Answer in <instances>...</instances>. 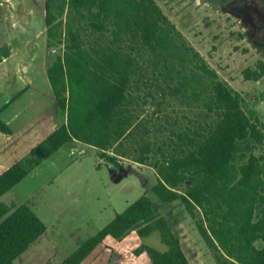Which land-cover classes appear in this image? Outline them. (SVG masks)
I'll use <instances>...</instances> for the list:
<instances>
[{"label":"trees","instance_id":"trees-1","mask_svg":"<svg viewBox=\"0 0 264 264\" xmlns=\"http://www.w3.org/2000/svg\"><path fill=\"white\" fill-rule=\"evenodd\" d=\"M46 16L49 48L62 47L46 73L66 122L0 175V264H17L48 229L28 204L1 198L70 142L93 146L117 169L122 160L152 167L153 193L182 203L216 264H264V123L256 111L155 0H47ZM244 77L261 80L264 63ZM0 132L11 133L1 119ZM131 231L159 232L168 246L135 251L152 264H189L148 196L59 264H82L107 237Z\"/></svg>","mask_w":264,"mask_h":264},{"label":"rangeland","instance_id":"rangeland-1","mask_svg":"<svg viewBox=\"0 0 264 264\" xmlns=\"http://www.w3.org/2000/svg\"><path fill=\"white\" fill-rule=\"evenodd\" d=\"M155 1L220 78L240 93L244 108L255 110L264 123V77H244L246 69L264 63V0ZM46 10L47 0H0V109L12 102L0 119L6 122L7 115L17 112L19 119L10 124L13 131L33 128L43 117L51 123L28 137L19 132L13 140L0 132V175L66 122L46 73L62 53V47L48 46ZM258 154L264 155V146ZM122 163L117 169L93 146L68 143L4 195L1 200L8 205L28 204L48 228L16 263H61L118 213L148 196L168 218L189 264H216L182 203H163L153 193L156 171L129 160ZM144 245L168 250L159 232L140 237L131 231L122 239L107 237L82 264H152L146 252H135Z\"/></svg>","mask_w":264,"mask_h":264},{"label":"crops","instance_id":"crops-1","mask_svg":"<svg viewBox=\"0 0 264 264\" xmlns=\"http://www.w3.org/2000/svg\"><path fill=\"white\" fill-rule=\"evenodd\" d=\"M11 104H12V102L11 101H7L6 102V104H5V109L3 110V111H6V109H8L9 108V106H11ZM1 109H0V113H2L3 112ZM2 115V114H1ZM7 120H6V122L5 123H7L8 125H9V127H10V124H12L15 120H17V119H19V114L17 113V112H12V114H10V115H7ZM44 118L45 117H43V118H41V119H39V120H35V121H37L36 123H37V126L35 125V127H33V128H31V127H29L28 128V130H24L23 131V127L22 128H19L17 131H13V129H11V133L10 134H6L7 135V137H8V140H13V136L14 135H16V134H18L19 132L20 133H24V136H27L28 137V135H30V133H32V132H35V133H37L39 130H41V129H43L44 128V126H46V125H49V126H51V123L50 122H44ZM52 121H53V119H52ZM45 124V125H44ZM55 124L53 123V125H52V127L54 126ZM61 126V125H60ZM59 127V126H58ZM57 127V128H58ZM56 128V129H57ZM55 128L53 129L52 128V131L50 132V134L53 132V131H55L56 130ZM49 134V135H50ZM48 136V135H47ZM46 136V137H47ZM45 137V138H46ZM30 138V137H29ZM70 143H74V142H70ZM68 144V143H67ZM66 145V144H65Z\"/></svg>","mask_w":264,"mask_h":264}]
</instances>
